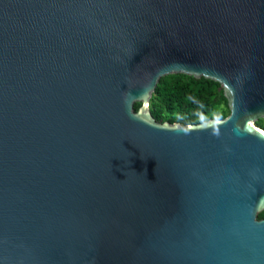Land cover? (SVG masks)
<instances>
[{"label":"water","instance_id":"1","mask_svg":"<svg viewBox=\"0 0 264 264\" xmlns=\"http://www.w3.org/2000/svg\"><path fill=\"white\" fill-rule=\"evenodd\" d=\"M169 73L229 114L156 121ZM261 117L264 0H0V264H264Z\"/></svg>","mask_w":264,"mask_h":264},{"label":"trees","instance_id":"2","mask_svg":"<svg viewBox=\"0 0 264 264\" xmlns=\"http://www.w3.org/2000/svg\"><path fill=\"white\" fill-rule=\"evenodd\" d=\"M141 102H134L136 111ZM148 109L156 121L181 125L224 118L230 110L221 84L203 76L169 73L159 77L149 97ZM264 130V117L255 121ZM258 216H264V209Z\"/></svg>","mask_w":264,"mask_h":264}]
</instances>
